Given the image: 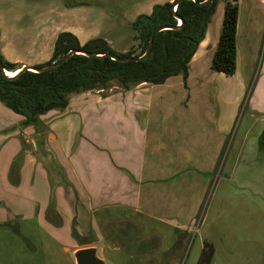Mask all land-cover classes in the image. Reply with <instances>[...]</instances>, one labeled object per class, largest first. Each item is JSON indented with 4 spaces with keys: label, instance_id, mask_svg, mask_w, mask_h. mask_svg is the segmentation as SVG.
Returning <instances> with one entry per match:
<instances>
[{
    "label": "rangeland",
    "instance_id": "rangeland-1",
    "mask_svg": "<svg viewBox=\"0 0 264 264\" xmlns=\"http://www.w3.org/2000/svg\"><path fill=\"white\" fill-rule=\"evenodd\" d=\"M167 2L170 1L0 0V45H7L4 53L9 59L26 61L31 43L43 40V51L52 56L58 27L79 32L88 41H115L117 51L123 45L138 51L132 22L147 14L151 5ZM40 30L44 38L38 35ZM254 42L256 46L257 41ZM252 52L256 56L253 63L239 64L236 75L226 77L213 72L205 81V92H240L243 76L245 99L237 106L227 154L221 158L202 209L191 226L178 229L177 225L183 223L175 219V225H168L121 209H109L94 214L96 229L92 233L90 217L80 209V215L86 216L75 217L74 223L79 225L80 220V227L89 231L83 242L103 245L108 264H198L205 242L214 247L210 264H264V153L259 148L264 119V34L259 50ZM175 77L178 78L172 80L174 84L183 79L182 75ZM136 88L137 85L126 90L111 83L104 90L72 95L70 104L80 106L87 99L106 98L112 92H134ZM0 108L13 114L1 103ZM59 115L44 116L39 133L24 126L23 121L19 124V139L23 149L32 150L34 160L44 164L49 176L60 173L55 180L66 186L65 172L57 170L45 144L47 126ZM25 128H29L26 134ZM7 164V160L0 161V264H75L72 251L81 242L72 235L73 220L68 211L59 206L65 205L62 199L58 202L55 198L54 205L51 203V179H46V183L36 178L33 186L18 189V177L6 178ZM52 206L61 215V226L48 219Z\"/></svg>",
    "mask_w": 264,
    "mask_h": 264
},
{
    "label": "crops",
    "instance_id": "crops-1",
    "mask_svg": "<svg viewBox=\"0 0 264 264\" xmlns=\"http://www.w3.org/2000/svg\"><path fill=\"white\" fill-rule=\"evenodd\" d=\"M151 6L146 15L151 14L155 5ZM224 6L223 2L218 5L206 37L190 62L187 89L182 78L174 84L172 80L178 77H171L163 85L145 83L137 85L134 92H112L106 98L87 99L80 106L69 104L65 110L50 112L61 115L48 124L45 144L57 170L65 172L66 186L55 180L60 173L50 177L44 164L32 157V150L23 149L19 124L24 118L0 108V161H8L7 180L18 177L15 187L23 189L28 184L33 186L36 178L45 182L51 179V203L54 205L55 198L65 203L59 206L73 220V237L74 231L82 239L89 233L80 227V220L79 225L74 223L75 217L86 216L80 215V209L89 215L92 233L96 229L94 214L109 209H121L168 225L174 224L175 219L183 223L176 224L178 229L191 226L202 209L221 158L227 154L237 106L245 99L243 76L240 92H205V81L214 72L212 60L221 35ZM56 29L54 44L60 33L68 31L82 45L89 40L68 28ZM263 34L264 0H239L234 75L239 64L253 63L256 56L252 51L259 50ZM38 35L44 38L43 30ZM106 42L120 54L131 51L122 42L119 51L114 48L115 41ZM42 43L43 40L31 43L26 61L9 59L4 53L6 44L0 45V50L11 63L37 66L52 57L51 52L43 51ZM53 207L48 219H60L62 223L61 215ZM91 246L90 242L77 244L73 250Z\"/></svg>",
    "mask_w": 264,
    "mask_h": 264
},
{
    "label": "trees",
    "instance_id": "trees-1",
    "mask_svg": "<svg viewBox=\"0 0 264 264\" xmlns=\"http://www.w3.org/2000/svg\"><path fill=\"white\" fill-rule=\"evenodd\" d=\"M206 1L182 0L174 12L175 0L155 5L150 15H139L131 25L136 33L139 49L126 54L115 52L102 38L92 39L81 45L74 34L62 32L55 41L51 59L36 67L58 62L72 51H83L95 57L73 54L66 62L47 72L23 71L13 78H6L0 70V103L22 116L24 126L33 127L39 133L43 116L53 111L65 110L72 95L104 90L111 83H118L122 88L130 90L145 83L163 85L169 78L182 75L187 89L190 62L204 41L221 2L225 4L224 17L211 68L216 73L233 76L237 68L239 0H212L211 3L204 4ZM176 17L183 21L181 25H178ZM164 27L174 29L154 36L153 46L146 59L128 62L112 59L114 56H143L153 34ZM0 63L8 72H17L22 68L20 64L9 62L1 52ZM50 220L56 226L62 225L60 219ZM73 234L81 245H87L75 231ZM213 253V245L205 242L198 264H210Z\"/></svg>",
    "mask_w": 264,
    "mask_h": 264
},
{
    "label": "water",
    "instance_id": "water-1",
    "mask_svg": "<svg viewBox=\"0 0 264 264\" xmlns=\"http://www.w3.org/2000/svg\"><path fill=\"white\" fill-rule=\"evenodd\" d=\"M182 0H176L175 4H174V8L173 11L176 12L175 7H177V5L181 2ZM194 2H196L197 0H193ZM212 0H207L204 4H208L211 3ZM178 20L181 21V24L183 23V21L179 18L176 17ZM180 24V25H181ZM174 28H170V27H164V28H160L158 29L153 36L150 39V43L148 46L147 51L145 52V54L141 57L135 58V57H128V58H119L117 56L112 57L113 60H119L121 62H128V61H142L144 59H146L151 51V48L153 46V39L154 36L162 31H166V30H171ZM73 54H78V55H85L88 57H95V55L93 54H87L83 51H77V52H70L69 54H67L64 58H62L61 60H59L58 62H55L51 65L45 66V67H36V66H22V68L19 70V72L15 75L17 76L18 74L22 73L23 71H30V72H34V73H44L47 72L51 69H54L56 67H58L59 65L63 64L64 62H66ZM109 56V55H107ZM0 70L3 73V75L6 78H11L8 76V71H6L3 67V65L0 63ZM14 76V77H15ZM13 78V77H12ZM264 135V134H263ZM72 256L74 259L75 264H108L105 257L103 256V246L99 245V246H91V247H85V248H80V249H76L72 251Z\"/></svg>",
    "mask_w": 264,
    "mask_h": 264
},
{
    "label": "flooded vegetation",
    "instance_id": "flooded-vegetation-1",
    "mask_svg": "<svg viewBox=\"0 0 264 264\" xmlns=\"http://www.w3.org/2000/svg\"><path fill=\"white\" fill-rule=\"evenodd\" d=\"M264 119H263V130L262 134L260 135V143H259V148L260 150L264 153Z\"/></svg>",
    "mask_w": 264,
    "mask_h": 264
},
{
    "label": "bare ground",
    "instance_id": "bare-ground-1",
    "mask_svg": "<svg viewBox=\"0 0 264 264\" xmlns=\"http://www.w3.org/2000/svg\"><path fill=\"white\" fill-rule=\"evenodd\" d=\"M18 72L19 71H17V72H8V76L9 77H14Z\"/></svg>",
    "mask_w": 264,
    "mask_h": 264
},
{
    "label": "built area",
    "instance_id": "built-area-1",
    "mask_svg": "<svg viewBox=\"0 0 264 264\" xmlns=\"http://www.w3.org/2000/svg\"><path fill=\"white\" fill-rule=\"evenodd\" d=\"M175 10H176V7H175ZM181 24V21L180 20H178V25H180Z\"/></svg>",
    "mask_w": 264,
    "mask_h": 264
}]
</instances>
